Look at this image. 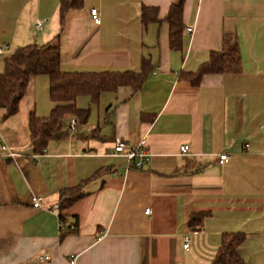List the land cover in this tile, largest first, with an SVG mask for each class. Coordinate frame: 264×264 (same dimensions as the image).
<instances>
[{
	"label": "crops",
	"instance_id": "crops-1",
	"mask_svg": "<svg viewBox=\"0 0 264 264\" xmlns=\"http://www.w3.org/2000/svg\"><path fill=\"white\" fill-rule=\"evenodd\" d=\"M176 1L81 0L61 27L60 0H0V72L15 49L56 35L64 71L151 68L137 92L102 91L96 103L79 96L86 121L66 132V117L67 134L39 154L29 118L50 114L48 77H30L14 115L0 108V264H214L223 234L235 232L244 262L264 264V0H184L181 43L171 48L166 17ZM143 8L155 19L144 22ZM226 36L240 71L192 84L188 73ZM141 139L150 153L142 168L112 154L116 140ZM73 187L82 196L62 208L61 192Z\"/></svg>",
	"mask_w": 264,
	"mask_h": 264
},
{
	"label": "trees",
	"instance_id": "trees-1",
	"mask_svg": "<svg viewBox=\"0 0 264 264\" xmlns=\"http://www.w3.org/2000/svg\"><path fill=\"white\" fill-rule=\"evenodd\" d=\"M184 0L174 2L168 12L166 20L169 24V42L171 48H178L182 34V8ZM81 0H60L59 18L63 26L66 12L78 8ZM154 8H143L142 20L155 19ZM4 68L0 72V108L6 109L4 117L14 115L18 111V104L24 95L28 80L34 75H46L49 80L48 92L52 102L50 114L47 117L31 115L29 118L30 143L34 152L42 153L47 143L65 134L63 120L75 117L85 122L89 108H79L76 99L79 96H89L92 103H96L102 91L116 90L125 86L131 92H137L143 85L150 69L147 62H142L139 71H64L60 68L59 35L44 44L30 43L15 49L3 59ZM241 68L240 56L236 40L230 36L224 37V46L219 52L211 54L208 61L203 63L195 74L188 73L192 84L199 83L201 77L207 73L239 72ZM82 196L78 187L61 192V207L67 208ZM60 219L63 216L60 214ZM244 234L224 233L221 245L214 257V264H246L237 252L243 242Z\"/></svg>",
	"mask_w": 264,
	"mask_h": 264
},
{
	"label": "built area",
	"instance_id": "built-area-1",
	"mask_svg": "<svg viewBox=\"0 0 264 264\" xmlns=\"http://www.w3.org/2000/svg\"><path fill=\"white\" fill-rule=\"evenodd\" d=\"M90 15L92 17V20L94 23L99 24L100 23V15L99 12L96 8H92L90 9ZM41 22L40 21H36V27L39 28L40 27ZM188 31H190V29H188ZM6 47V45L2 44L0 45V54L2 53V51L4 50V48ZM77 125V119L75 117H72L69 122L67 123V129L69 131H73L76 128ZM262 129L264 131V125L262 126ZM0 140H1V135H0ZM4 146V145H3ZM4 148H6L4 146ZM188 150V145L184 144L181 145L180 147V151L182 153L187 152ZM6 154L11 157V158H15L18 153H16L15 151L8 149L6 151ZM112 154L114 155H124L127 160L128 163H132L134 167L136 168H142L143 164L145 162H147L149 160L150 157V153L149 150L146 146L145 143V139H141L140 142L135 145V146H129L126 142L121 141V140H116L114 142L113 145V151ZM229 159V156L226 153H220L218 155V161L220 163H225L227 162ZM31 206L34 208H41L42 204H41V199L39 197H32L30 200ZM60 210V204H55L52 206V211H54L56 214L59 213ZM150 212V209L147 208L145 209V213L148 214ZM69 228H74V225L69 226ZM189 246V238L187 236L184 237V242H183V248L187 249ZM49 256L48 255H44L41 256L39 258L40 261H45L48 260ZM71 263H73V261H70Z\"/></svg>",
	"mask_w": 264,
	"mask_h": 264
}]
</instances>
